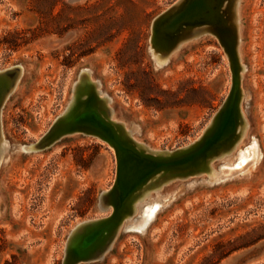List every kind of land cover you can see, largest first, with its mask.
Masks as SVG:
<instances>
[{"label":"rangeland","instance_id":"1","mask_svg":"<svg viewBox=\"0 0 264 264\" xmlns=\"http://www.w3.org/2000/svg\"><path fill=\"white\" fill-rule=\"evenodd\" d=\"M184 2L0 0V71L22 64L0 106V264H63L68 250L73 264L76 242L114 211L112 195L100 202L116 176L106 142L74 133L35 147L56 118L91 106L140 152L179 155L237 76L231 142L186 176L152 177L75 264H264V0L223 2V46L202 30L156 51L152 22Z\"/></svg>","mask_w":264,"mask_h":264},{"label":"water","instance_id":"2","mask_svg":"<svg viewBox=\"0 0 264 264\" xmlns=\"http://www.w3.org/2000/svg\"><path fill=\"white\" fill-rule=\"evenodd\" d=\"M224 1L185 0L180 9L173 13L166 12L155 18L152 22L151 34L154 44L156 43V51L164 54L172 50L182 37H188L192 33L202 30L214 32L223 46L222 41L230 24V16L224 17L228 7V5L223 7ZM21 65L15 64L0 71V106L5 97L6 83H9L7 87L12 88L21 76ZM84 74L85 72H81L79 77H83ZM238 90L239 79L237 76V79L234 78V88L228 101L223 102L213 116L215 123L211 130L205 133L200 142L188 151L167 157H159L152 152L142 153L132 144L126 143L122 140L117 127L91 106L76 116L56 118L49 129L36 141L35 147L38 149L49 147L68 135L84 133L106 142L113 148L116 160L113 188L109 193L100 195L101 205L107 209L110 207L109 196H113L114 211L110 218L102 221L97 228L89 234H84L76 242L74 249L78 253L73 264L81 260L92 259L90 255L98 247L100 240L104 235L115 231L113 229L120 221L124 209L130 205L133 195L138 193L152 177L186 176L191 171L199 170V166L207 159L222 152L223 147L234 138L238 121H240L235 107ZM67 256H70L69 250L64 255L63 264H65Z\"/></svg>","mask_w":264,"mask_h":264},{"label":"bare ground","instance_id":"3","mask_svg":"<svg viewBox=\"0 0 264 264\" xmlns=\"http://www.w3.org/2000/svg\"><path fill=\"white\" fill-rule=\"evenodd\" d=\"M235 107H236V105H235ZM239 135V134H238ZM136 209V208H135ZM129 210H127L126 212H128ZM126 212H124L123 211V214H122V217L120 218V221H119V223H117V226L116 227H119V226H121L123 223H124V221H125V219H127V213ZM119 230H120V228H119ZM116 232V231H115ZM114 232V233H115ZM110 236V235H109ZM104 243V242H103ZM104 245V244H103Z\"/></svg>","mask_w":264,"mask_h":264},{"label":"trees","instance_id":"4","mask_svg":"<svg viewBox=\"0 0 264 264\" xmlns=\"http://www.w3.org/2000/svg\"><path fill=\"white\" fill-rule=\"evenodd\" d=\"M8 43H9V41H8ZM13 45H14V43H13Z\"/></svg>","mask_w":264,"mask_h":264}]
</instances>
